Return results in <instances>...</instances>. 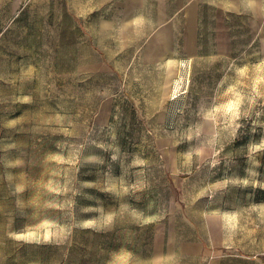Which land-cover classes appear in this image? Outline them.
<instances>
[{
	"label": "rangeland",
	"instance_id": "374dc122",
	"mask_svg": "<svg viewBox=\"0 0 264 264\" xmlns=\"http://www.w3.org/2000/svg\"><path fill=\"white\" fill-rule=\"evenodd\" d=\"M185 1L0 0V264H264V0Z\"/></svg>",
	"mask_w": 264,
	"mask_h": 264
},
{
	"label": "crops",
	"instance_id": "0c3cea01",
	"mask_svg": "<svg viewBox=\"0 0 264 264\" xmlns=\"http://www.w3.org/2000/svg\"><path fill=\"white\" fill-rule=\"evenodd\" d=\"M132 2H137V6H142L144 9H149L152 12V16H177L179 12L185 9V0H127ZM191 0L187 1L190 2ZM193 1V0H192ZM198 1V0H197ZM196 1V2H197ZM219 3V4H218ZM194 6V9H200L202 4ZM217 9L220 11L223 10L224 13L222 15H227L231 12V8L233 6L232 0H222L218 1ZM209 6V5H208ZM233 13V12H231Z\"/></svg>",
	"mask_w": 264,
	"mask_h": 264
},
{
	"label": "bare ground",
	"instance_id": "6f19581e",
	"mask_svg": "<svg viewBox=\"0 0 264 264\" xmlns=\"http://www.w3.org/2000/svg\"><path fill=\"white\" fill-rule=\"evenodd\" d=\"M249 1H250V5L252 6V8H257V0H249ZM163 49H164L165 51H167V50H168V46L164 44V45H163ZM166 61H167L169 64H171L172 61H173V59H171V57L168 56L167 59H166ZM180 66H181L180 77H179L177 80H175V86H174L173 92H172V93L170 94V96H169L170 99H173L178 91L180 92V91H182V90L184 89V87L179 88V87L177 86V84H176V83H178L179 79H182V77L184 76V75H183V70H184V68H185V65L183 64V62H181V63H180Z\"/></svg>",
	"mask_w": 264,
	"mask_h": 264
}]
</instances>
